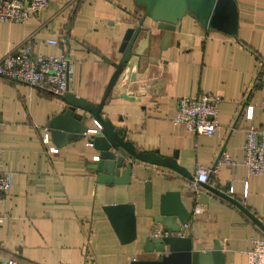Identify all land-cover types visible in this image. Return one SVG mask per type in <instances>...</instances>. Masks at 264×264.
I'll return each instance as SVG.
<instances>
[{"label":"crops","instance_id":"crops-1","mask_svg":"<svg viewBox=\"0 0 264 264\" xmlns=\"http://www.w3.org/2000/svg\"><path fill=\"white\" fill-rule=\"evenodd\" d=\"M232 1L234 35L204 30L186 15L158 52L163 32L132 0H48L44 11L22 24L0 23V58L26 39L34 54L57 56L60 49L47 41L66 37L71 62L67 92L95 106L120 58L117 49L125 31L142 21L150 33L148 58L138 63L131 84L122 78L124 71L113 89L131 93L130 101L111 98L100 116L136 152L175 153L176 164L192 179L198 168L208 171L195 192L192 181L138 161L132 162L128 185L98 184L91 170L96 153L85 137L57 147L47 129L65 108L63 95L0 80V172L11 175L0 203V259L18 264L156 260L158 254H143L141 247L154 231H162L153 222L159 196L177 192L190 213L182 235L191 251L209 252L217 242L222 264H247L251 240L264 239L252 220L264 226V176L249 177L240 164L246 129L264 128V0ZM200 94L221 97L213 136L192 135L171 123L178 99ZM247 106L253 107L251 120L245 117ZM86 124L94 127L92 120ZM44 129L47 145L40 141ZM49 147L57 153L47 154ZM221 151L235 168H214ZM121 204L133 207L135 237L129 243H120L102 211ZM196 205L201 212L192 216Z\"/></svg>","mask_w":264,"mask_h":264},{"label":"water","instance_id":"water-1","mask_svg":"<svg viewBox=\"0 0 264 264\" xmlns=\"http://www.w3.org/2000/svg\"><path fill=\"white\" fill-rule=\"evenodd\" d=\"M133 5L155 23V28L163 32L158 43L157 52L164 49L175 25L184 17L191 16L202 29L208 27L226 35H234L236 29V9L232 0H132ZM150 33L144 32L142 21L134 28L127 29L118 46L120 58L116 64L99 103L95 106L66 92L61 100L65 108L53 118L47 129L53 144L57 147L66 142H75L85 137L89 147L96 153L91 170L98 184L125 186L130 182L133 161L167 169L188 181L192 177L171 157H160L155 151L136 152L131 143L124 141L113 130L108 120L100 116L101 109L111 98L129 100L131 93H114L118 78L125 71L126 82L134 81L137 65L146 62L149 50ZM135 68V70H134ZM130 101V100H129ZM92 120L100 127L95 134H88L86 122ZM222 154L219 153L218 158ZM146 208L150 205V189L144 190ZM235 205H237L235 203ZM244 210V209H242ZM106 215L120 243L134 240L133 207L128 204L104 206ZM190 213L182 206L177 192H164L159 196L157 215L153 217L155 225L161 227L162 236L144 239L141 251L143 254H158L156 260H134L129 264H222L220 246L213 243L209 252H192L190 242L183 237L182 230L188 223ZM252 220L264 233V226L252 217Z\"/></svg>","mask_w":264,"mask_h":264},{"label":"built area","instance_id":"built-area-1","mask_svg":"<svg viewBox=\"0 0 264 264\" xmlns=\"http://www.w3.org/2000/svg\"><path fill=\"white\" fill-rule=\"evenodd\" d=\"M48 0H0V23L22 24L30 16L44 11ZM47 44L57 46V56L36 55L32 51L30 42L26 39L15 49L8 51L0 58V80L18 83L30 88L49 91L53 96L60 97L67 92L71 75V62L68 56L66 37H58L47 41ZM221 97L217 94H200L196 96L181 97L177 101L176 111L171 119L174 126L181 127L192 135L213 136L218 131L217 121L218 106ZM264 109V105H262ZM253 116V107L247 106L245 117L249 120ZM100 127L94 123L88 134H95ZM1 132V130H0ZM246 139L243 146L242 164L249 177L264 176V128L250 126L245 131ZM42 145L48 144L46 130L42 131L40 138ZM87 146H90L87 144ZM46 153L53 155L57 149L49 147ZM1 159V152H0ZM237 165L225 154H221L214 168L221 165ZM208 179V171L198 168L191 183V190L196 191L198 185L204 184ZM11 175L0 172V203L3 195L10 187ZM199 206H195L191 214H199ZM154 236H162L159 230L154 231ZM252 247L247 252V264H264V239L251 240ZM0 264H18L12 259H0Z\"/></svg>","mask_w":264,"mask_h":264}]
</instances>
